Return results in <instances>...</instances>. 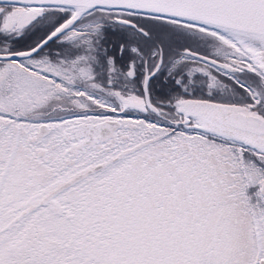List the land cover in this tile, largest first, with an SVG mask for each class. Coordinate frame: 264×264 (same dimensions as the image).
I'll list each match as a JSON object with an SVG mask.
<instances>
[{"label":"snow or ice","instance_id":"snow-or-ice-1","mask_svg":"<svg viewBox=\"0 0 264 264\" xmlns=\"http://www.w3.org/2000/svg\"><path fill=\"white\" fill-rule=\"evenodd\" d=\"M0 264H264V0H0Z\"/></svg>","mask_w":264,"mask_h":264}]
</instances>
